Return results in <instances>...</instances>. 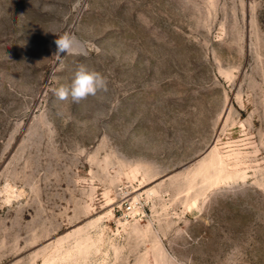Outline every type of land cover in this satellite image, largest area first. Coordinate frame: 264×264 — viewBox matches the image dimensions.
<instances>
[{"label": "rangeland", "instance_id": "rangeland-1", "mask_svg": "<svg viewBox=\"0 0 264 264\" xmlns=\"http://www.w3.org/2000/svg\"><path fill=\"white\" fill-rule=\"evenodd\" d=\"M0 264H264V0H0Z\"/></svg>", "mask_w": 264, "mask_h": 264}, {"label": "clouds", "instance_id": "clouds-1", "mask_svg": "<svg viewBox=\"0 0 264 264\" xmlns=\"http://www.w3.org/2000/svg\"><path fill=\"white\" fill-rule=\"evenodd\" d=\"M55 43L58 53L86 55V42L78 40L74 35L65 34L57 38ZM106 87L107 81L102 74L89 70L85 64H80L76 67L70 83L61 86L57 90V95L61 100H67L70 97L73 102H80L89 96H95L99 90Z\"/></svg>", "mask_w": 264, "mask_h": 264}, {"label": "bare ground", "instance_id": "bare-ground-1", "mask_svg": "<svg viewBox=\"0 0 264 264\" xmlns=\"http://www.w3.org/2000/svg\"><path fill=\"white\" fill-rule=\"evenodd\" d=\"M9 193V192H8ZM14 196V195H13Z\"/></svg>", "mask_w": 264, "mask_h": 264}]
</instances>
